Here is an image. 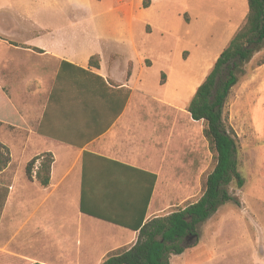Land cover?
<instances>
[{"label": "crops", "instance_id": "obj_1", "mask_svg": "<svg viewBox=\"0 0 264 264\" xmlns=\"http://www.w3.org/2000/svg\"><path fill=\"white\" fill-rule=\"evenodd\" d=\"M227 1L217 2L227 11L228 26L213 61L247 11L239 9L243 0L237 5ZM235 13L237 23L231 21ZM4 42L0 98L18 118L0 122V143L10 152L8 165L0 171V264H100L136 242L138 231L128 227L137 223L145 207L144 221L163 214L170 190L164 181L192 173L188 166L197 155V132L178 122L192 118L186 110L187 117L181 115L178 100L157 98L165 107H141L148 96L141 80L142 56L137 67L128 59L117 73L113 56L104 63V54L91 46ZM94 54L98 67L89 65ZM255 72L257 92L264 99V63ZM256 108L264 117L261 100ZM167 112L174 118L167 120ZM4 124L15 129L11 138L21 149L19 165ZM44 152L53 157L47 186L33 175L39 160L32 179L25 174L27 162ZM22 166L24 174L18 176Z\"/></svg>", "mask_w": 264, "mask_h": 264}, {"label": "rangeland", "instance_id": "obj_2", "mask_svg": "<svg viewBox=\"0 0 264 264\" xmlns=\"http://www.w3.org/2000/svg\"><path fill=\"white\" fill-rule=\"evenodd\" d=\"M229 1L237 5V0ZM217 2L0 0V46L5 40L12 44L91 46L104 54V63L113 56V69L117 73L124 69L128 59L137 67L138 56H142L145 65L141 80L148 93L143 100L148 105L141 107L161 108L164 105L157 98L178 100L175 102L181 106V115L187 117L184 113L187 103L211 68L218 39L228 26L224 18L227 11ZM239 9L246 11V0ZM237 16L232 14L231 21L239 22ZM262 58L264 48L245 65V74L230 90L223 108V119L236 135L244 183L241 187L234 182L228 185L234 200L220 205L200 223L197 239L189 237L186 242L189 247L181 254L170 255L169 264H264V125L261 126L264 117L256 108L261 100L264 111V99L258 95L255 72ZM207 62L210 65L205 67ZM165 118L173 119L174 115L167 112ZM188 121L178 120L184 129L197 132V155L188 166L191 174L164 181L170 190L164 197L169 202L163 214L196 201L215 164V152L202 134L205 122ZM16 122L19 119L12 123ZM2 127L19 165L21 149L15 147L11 138L15 129L6 124ZM17 172L18 176L24 174V167ZM165 200L160 205L164 206Z\"/></svg>", "mask_w": 264, "mask_h": 264}, {"label": "trees", "instance_id": "obj_3", "mask_svg": "<svg viewBox=\"0 0 264 264\" xmlns=\"http://www.w3.org/2000/svg\"><path fill=\"white\" fill-rule=\"evenodd\" d=\"M246 4L245 16L186 106V111L193 120L205 122L202 134L215 152V164L206 176L203 193L196 201L184 207L144 221L145 207L137 223L128 227L138 231L136 242L129 249L114 251L100 264H169L170 255L181 254L189 247L186 244L188 238L198 236L197 228L200 223L208 219L220 205L234 200L227 190L228 185L233 182L237 187L243 185L244 178L239 171L237 158L236 135L223 119V108L230 90L239 77L245 74V65L255 53L264 48V0H246ZM143 6L147 5L143 3ZM263 63L264 58L258 65ZM89 65L98 67V55L89 57ZM130 72L129 63L127 78ZM16 118L18 116L13 107L0 98V122ZM36 160H39V164L33 173ZM9 161V149L0 143V171ZM52 161L53 157L49 152L33 157L25 166L26 176L32 179L33 173L41 186H47ZM81 211L85 212L83 207ZM104 219L120 224L114 219Z\"/></svg>", "mask_w": 264, "mask_h": 264}, {"label": "water", "instance_id": "obj_4", "mask_svg": "<svg viewBox=\"0 0 264 264\" xmlns=\"http://www.w3.org/2000/svg\"><path fill=\"white\" fill-rule=\"evenodd\" d=\"M195 237V239H197V236H194Z\"/></svg>", "mask_w": 264, "mask_h": 264}]
</instances>
